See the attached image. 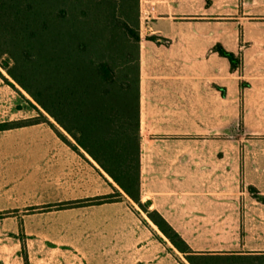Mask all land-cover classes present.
I'll use <instances>...</instances> for the list:
<instances>
[{"label": "crops", "instance_id": "crops-1", "mask_svg": "<svg viewBox=\"0 0 264 264\" xmlns=\"http://www.w3.org/2000/svg\"><path fill=\"white\" fill-rule=\"evenodd\" d=\"M141 11L142 201L195 251L264 255V153L253 135L264 130V0H142ZM217 44L239 55L236 70ZM242 113L258 122L245 124L252 136H229V114ZM29 127L35 169L57 194L47 205L121 193L58 208L75 232L67 251L95 259L131 251L143 264H180L170 240L82 147L50 126L21 128ZM26 218L19 204L0 203V264H24Z\"/></svg>", "mask_w": 264, "mask_h": 264}, {"label": "trees", "instance_id": "trees-1", "mask_svg": "<svg viewBox=\"0 0 264 264\" xmlns=\"http://www.w3.org/2000/svg\"><path fill=\"white\" fill-rule=\"evenodd\" d=\"M117 4L119 0H0V66L148 214L190 264H260L252 262L257 255L193 250L166 219L150 209V201H142L140 36L127 21L120 22ZM129 10L122 6L120 12ZM121 24L136 42L135 54L122 48L117 31ZM214 50L229 59L232 70L238 68L239 55L221 44ZM109 58H122V63ZM0 75L8 80L1 71ZM40 122L35 118L3 122L0 131ZM120 195L117 191L56 206L112 202ZM24 260L29 264L26 255Z\"/></svg>", "mask_w": 264, "mask_h": 264}, {"label": "rangeland", "instance_id": "rangeland-1", "mask_svg": "<svg viewBox=\"0 0 264 264\" xmlns=\"http://www.w3.org/2000/svg\"><path fill=\"white\" fill-rule=\"evenodd\" d=\"M120 3L122 5H119ZM119 4H117L118 18L121 23L127 21L130 28L138 31L140 41L137 44L140 46L143 38L142 0H138V6L137 0H122V2L119 0ZM122 6H127L128 10L130 7L129 13L120 12ZM121 25L117 31L118 38L124 44L122 48L131 53L134 51L135 54L136 42L129 29ZM109 59L113 63H122V58ZM0 71L8 78L6 80L0 75V123L27 118L39 119L43 125L52 127L56 132L60 131L67 138V140L63 139L57 132L64 141H72L71 143L78 145L73 137L1 66ZM242 85L244 86V83ZM44 117L52 124L44 121ZM254 118L252 114H229V136H234L236 133L252 136L246 134L245 124L248 123L250 127L257 125L258 122ZM262 131L253 134L262 141L256 147L260 153H264V130ZM32 140L30 127L0 131V203L19 204L21 213L26 214L24 225L19 230L23 244V259L26 255L29 264H143V257L132 256L131 251H119L116 257L99 259L75 257L67 251L66 239L72 237L71 232H75L62 225L65 218L61 216L56 205L52 207L47 205V199L57 194H51L54 189L45 184L43 171L37 173L35 169L36 146ZM140 209L144 211L141 207ZM90 234V230L84 231L86 239H91ZM172 249L179 256L180 264H190L183 253L178 252V249ZM254 257L256 258L252 262L264 264V255Z\"/></svg>", "mask_w": 264, "mask_h": 264}, {"label": "built area", "instance_id": "built-area-1", "mask_svg": "<svg viewBox=\"0 0 264 264\" xmlns=\"http://www.w3.org/2000/svg\"><path fill=\"white\" fill-rule=\"evenodd\" d=\"M152 9H153V8H152ZM144 15H145L144 17L146 18V15H148V14H145V13H144Z\"/></svg>", "mask_w": 264, "mask_h": 264}]
</instances>
